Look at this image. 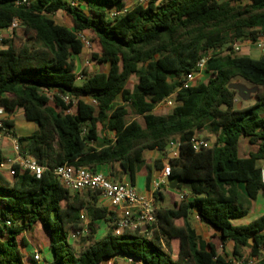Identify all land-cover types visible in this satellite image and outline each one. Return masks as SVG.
<instances>
[{"label": "trees", "instance_id": "obj_1", "mask_svg": "<svg viewBox=\"0 0 264 264\" xmlns=\"http://www.w3.org/2000/svg\"><path fill=\"white\" fill-rule=\"evenodd\" d=\"M20 1L0 0V28L13 18L21 22L0 46V108L7 113L2 121L20 151L46 169L40 178L18 168L13 174L0 171V264L35 263L23 249L24 233L37 222L49 238L47 264H100L114 257L141 264H236L226 258V241L233 242L235 260L257 256L256 264H264V215L245 225L231 223L246 213L259 191L264 194L259 165L264 160V54L253 58L214 52L203 71L207 81L179 88L182 75L207 50L230 48L237 40L255 43L264 35V0H146L132 5L125 0H73L74 6L70 0ZM57 11L70 17L72 28L50 17ZM78 34L91 42V60L107 67L105 73L84 76L80 84L74 59L85 48ZM132 74L137 81L129 85ZM237 77L258 87L247 105L238 106L236 91L227 87ZM175 91L171 111L155 114V105ZM58 94L76 97L71 113ZM21 108L37 127L28 136H17L10 118ZM128 113L142 121H125ZM204 128L215 139L210 147L195 150L191 139ZM106 129L114 132L113 139L99 142L98 134ZM241 138L256 148L240 155ZM172 140L179 156L168 159L169 178L179 179L175 189L188 195H168L166 185L154 191L156 203L167 194L170 204L157 205L155 223L145 230L124 228L115 234L116 214L96 205L97 192L70 194L51 172L62 164L92 172L117 164L134 184L140 168L148 180L151 167H164L161 159L147 163L144 152H165ZM191 209L219 235L203 244L187 221ZM81 212L90 220L86 239L98 221L107 222L108 229L76 253L70 238L83 227ZM179 219L182 223L176 224Z\"/></svg>", "mask_w": 264, "mask_h": 264}, {"label": "built area", "instance_id": "obj_2", "mask_svg": "<svg viewBox=\"0 0 264 264\" xmlns=\"http://www.w3.org/2000/svg\"><path fill=\"white\" fill-rule=\"evenodd\" d=\"M31 0H22L18 3L27 4ZM218 1H229L231 3H237L238 0H218ZM72 6L76 5L75 1L70 0ZM125 8L121 11L110 10L109 15L111 17L125 12ZM21 26V22L17 18H13L9 26L0 28V42L10 37L13 29ZM79 38L83 42V46L86 49L91 48V42L87 40L82 34H78ZM243 41L237 40L230 44V48L223 47L221 49L207 50L200 59L197 60L194 68L186 72L181 77L179 88H188L191 85L202 81V74L204 71L205 63L207 59L214 53L218 52L220 55H235L239 53ZM256 43L260 47V50L264 54V35H260L256 39ZM77 79H82L81 73L76 74ZM49 97L52 93H47ZM176 91L170 96L164 98L159 103H163L164 106L172 108L175 103ZM58 97L65 103L70 104V108L76 105V97L69 94H58ZM70 108L67 110L69 111ZM4 115L3 110L0 108V142L4 139H8L11 142L12 153L7 156L0 155V171L6 174H13L14 169L18 168L20 171H26L35 178H40L43 171L46 169L45 166L40 164L32 156L22 153L18 147L16 137L7 131V128L3 124L2 116ZM194 149L210 147L211 144L205 139H198L194 136L191 139ZM52 174L55 176L61 186L68 189L71 192L81 191H93L97 192L102 198L108 201L110 207L116 211V218L114 222L113 231L115 234H119L124 228L135 229L138 227L145 229L155 223V209L156 201L154 196L145 195L141 193L136 186L131 184L129 180H115L114 178L107 176L100 172H92L86 166H73L71 164H62L51 169ZM170 166L169 164L159 171L152 181L153 191L158 190L160 187L168 185L170 182L169 178ZM260 176L261 181L264 182V161L260 164ZM188 195L187 192H180V198H184ZM198 217V215H197ZM199 218V217H198ZM81 219L83 222L82 229L72 237L85 236L88 234V224L90 222L84 212H81ZM7 225L10 221L5 222ZM262 256H264V249L261 250ZM33 259L35 262H41L42 257L38 250L33 252ZM259 257L253 256L249 259H230L236 264L245 262L246 264H256ZM117 257L105 260L104 264H116ZM130 263H135L131 258H127Z\"/></svg>", "mask_w": 264, "mask_h": 264}, {"label": "crops", "instance_id": "obj_3", "mask_svg": "<svg viewBox=\"0 0 264 264\" xmlns=\"http://www.w3.org/2000/svg\"><path fill=\"white\" fill-rule=\"evenodd\" d=\"M125 2H126V4H128V0H125ZM250 44H253V42L243 41L238 55H248V50L245 48H247L246 46L250 45ZM84 53H85V49L82 51V53L77 55L74 59L75 60V71H76V73L78 72L77 71V68H78L77 58L83 56ZM262 54L263 53L261 51V55ZM102 64H104V63H102ZM95 72L105 73L106 70L105 71L95 70ZM202 78H203V74H202ZM170 111H171V108L164 106L163 103L156 104L154 109H153V112L155 114H167ZM10 118H12L14 120V127H15L16 121H17L19 123H23V125H24L23 126L24 129H22L23 131L28 130L29 133L32 134L33 132H35L37 130L36 125L33 122L26 120L21 111H18L16 113L12 114L10 116ZM131 119H136V118L132 117ZM131 119L125 118V121H129ZM14 132L17 136L22 135V134H18L15 130H14ZM22 133H25V132H22ZM23 135H27V134H23ZM113 137H114V132L111 130H108V129H106L103 132H100L98 134L99 142H102V139H113ZM197 137H200V138L207 140L210 144H212V142L214 140V139H209V137H207V136H203V137L197 136ZM95 145L99 146L100 144L95 143ZM176 151H177V143L174 140H172L171 143L167 144L165 152H162V151L157 150V149H151V150H146L143 155H144L146 162L149 163L150 165L154 159H161L163 164L166 165V164H168L169 158L177 157ZM11 153H12L11 142L8 139H4L3 141L0 142V155L1 156H7V155H10ZM263 161L264 160H262L261 163ZM261 163H259V165ZM97 169L99 172L112 175L117 180H129L128 176L126 174L120 172V168L117 164H113L112 166L100 165V166H98ZM159 171L160 170H157L156 168L151 167L149 179L147 180V178H146L147 174H146L145 168L144 167L140 168L135 175V181H134L133 185L136 186V188L141 193L148 195V196H150V195L153 196L154 191L152 188V181H153L154 177L159 173ZM166 187L169 191L166 190L167 192L166 191H164V192L168 193V195L169 194L170 195L177 194L179 196L180 192H186L185 190L180 191L177 189H170L167 185H166ZM237 187L243 195L247 196L246 191H245V186L243 183H238ZM168 195L165 194L163 200H159L157 202L158 204L156 203V206L157 205L158 206L159 205L169 206L170 199H169ZM96 205L106 206L108 208V210H111L115 214H117L116 211H114L110 207L108 201H106L100 195L97 196ZM246 208H247V211L243 216L231 219V223L233 225H245V224H248L249 222L253 221L254 219L258 218L259 216L264 215V194L261 191H259L254 199L249 200ZM187 221L190 224V226L195 230L196 234L198 235V237L200 238V240L203 244H205L207 241H209L211 236L219 235V232L212 225L202 221L200 218L197 217V212L195 209H191L189 211ZM100 223H101V225L103 224L102 228H105V230L108 229L107 222H105L103 220L97 222V224H100ZM175 223L181 224L182 220H180V219L176 220ZM102 228H101V230H102ZM105 233H106V231H105ZM29 234H30V236H29ZM24 235H25L26 240H27V244L23 249L25 253L33 254V252L35 250H38L41 253V251L45 247L48 248L50 259L45 262V264H47V262H49L51 260V252H50V249L48 246L49 238H48L47 232L42 228L40 223H38V222L35 223L29 230H27L24 233ZM173 243H175V241H173ZM232 250H233V242L232 241H226L224 243V251H225V255H226L227 259L233 258L232 257ZM242 252H243V255H247L248 249L243 248ZM117 260L119 261V264H141L139 261H135V263H130L127 261V257H117ZM35 263L42 264V262H35ZM32 264H34V263H32ZM100 264H104V263L102 262Z\"/></svg>", "mask_w": 264, "mask_h": 264}, {"label": "rangeland", "instance_id": "obj_4", "mask_svg": "<svg viewBox=\"0 0 264 264\" xmlns=\"http://www.w3.org/2000/svg\"><path fill=\"white\" fill-rule=\"evenodd\" d=\"M146 0H128V5H132V4H136V3H145ZM56 23L64 25L68 28H72V23H71V19L69 16H67L64 12L62 11H57L56 13L52 14L50 16ZM0 46H2V42H0ZM245 47V46H244ZM248 50V55L253 57V58H257L261 55V50L260 47L258 46L257 43H253L250 45L246 46ZM239 54V53H237ZM77 73H81L84 76L90 75L93 72H95V70H102L105 71L107 70L106 64H102V63H98L96 61L91 60V48L90 49H86L85 48V53L83 56L78 57L77 58ZM92 63V64H91ZM91 64V65H90ZM82 79H77L76 83L80 84V82L83 80ZM208 78V74L203 73V78L202 81H207ZM137 81V76L132 74L129 78V85L134 84ZM242 82L245 83L248 87H251L252 85H250L248 82L244 81L243 79H241L240 77L234 78L232 79L231 82ZM253 101V99H249L246 101H243L239 96L236 95L235 98V102L236 103H240V105H247L249 103H251ZM73 111V107L70 108L69 111H66L68 113H71ZM132 117H135L137 120H139L140 122L142 121L141 116H137L134 115L132 113H128V115L126 116V119H131ZM23 123H19L16 121V125L13 128L18 134H22L21 136H28L30 135L28 130H22L24 129L23 127ZM25 132V133H22ZM23 134H27V135H23ZM197 136H207L209 137V139H215V136L213 133H211L207 128L201 129V130H197L195 133ZM256 148L255 145L250 144L248 142V140L246 138H241L240 141V145H239V154L240 155H246L249 151L254 150ZM259 163H261V161H259ZM74 192L70 191V194H73ZM87 191H81L80 194H86ZM85 214V212H84ZM103 224L101 225L98 224V226L96 227L95 232L93 233L91 238L86 239L85 236H77V237H72L70 238V242L74 248V250L76 251V253H78L81 249H83L85 246H87L88 244L92 243L95 239L103 236L105 234V228H102ZM102 228V230H101ZM30 236V234H29ZM41 257H42V264H45L46 261H48L50 259V255H49V250L47 247H45L42 251H41ZM37 264V263H34Z\"/></svg>", "mask_w": 264, "mask_h": 264}, {"label": "water", "instance_id": "obj_5", "mask_svg": "<svg viewBox=\"0 0 264 264\" xmlns=\"http://www.w3.org/2000/svg\"><path fill=\"white\" fill-rule=\"evenodd\" d=\"M228 89H232L236 91V95L239 96L243 101L249 100V99H255L254 94L257 91V86L252 85L251 87H248L245 83L242 82H230L227 85ZM240 103L238 104V106ZM20 111H23V108L20 109ZM4 115H7V113H4ZM176 156H179V148L177 147ZM179 183V179L170 180L168 187L170 189H175L176 185ZM145 230V227L142 228Z\"/></svg>", "mask_w": 264, "mask_h": 264}]
</instances>
